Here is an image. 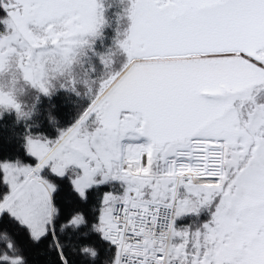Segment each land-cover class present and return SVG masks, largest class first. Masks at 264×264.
I'll return each instance as SVG.
<instances>
[{"label":"snow or ice","instance_id":"6c2138e0","mask_svg":"<svg viewBox=\"0 0 264 264\" xmlns=\"http://www.w3.org/2000/svg\"><path fill=\"white\" fill-rule=\"evenodd\" d=\"M5 140L0 264H264V0H0Z\"/></svg>","mask_w":264,"mask_h":264},{"label":"trees","instance_id":"16d2710c","mask_svg":"<svg viewBox=\"0 0 264 264\" xmlns=\"http://www.w3.org/2000/svg\"><path fill=\"white\" fill-rule=\"evenodd\" d=\"M72 113L73 110L69 106L66 109H64V115L67 120L72 119ZM16 149L15 143H9L7 140H5L3 143H0V150H3L5 152H14ZM45 257L39 254V250L33 253V264H45Z\"/></svg>","mask_w":264,"mask_h":264},{"label":"rangeland","instance_id":"374dc122","mask_svg":"<svg viewBox=\"0 0 264 264\" xmlns=\"http://www.w3.org/2000/svg\"><path fill=\"white\" fill-rule=\"evenodd\" d=\"M29 103H30V101H29Z\"/></svg>","mask_w":264,"mask_h":264}]
</instances>
